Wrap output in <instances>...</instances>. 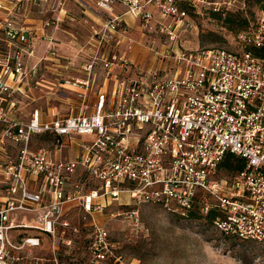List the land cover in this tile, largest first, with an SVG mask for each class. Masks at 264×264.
Here are the masks:
<instances>
[{
  "label": "built area",
  "instance_id": "2783aa9c",
  "mask_svg": "<svg viewBox=\"0 0 264 264\" xmlns=\"http://www.w3.org/2000/svg\"><path fill=\"white\" fill-rule=\"evenodd\" d=\"M180 1L195 9L200 2L99 0L96 15L107 17L82 50L88 51L83 77L57 75L64 91L48 90L45 108L23 117L18 98L32 101L27 89L38 76V64H32L38 42L47 44L53 64L72 58L57 48L59 17L44 20L41 29L30 27L13 17L24 0H0V264L21 261L15 251L45 242L50 259L32 264H60L61 246L72 248L90 227L95 239L89 264L118 260L108 230L96 221L116 205L153 204L179 219L215 210L213 230L225 239L264 243V13L255 28L238 35L235 49L177 52L180 30L192 27ZM57 5L62 12L65 0ZM116 5L140 20L152 46L165 38L161 51L147 47L175 68L145 69L127 58L136 41L126 34ZM124 39L121 54L116 49ZM36 88L45 89L40 82ZM42 136L50 143L34 147ZM9 142L19 146L15 157ZM75 144L78 154L65 159ZM228 153L246 164L221 176ZM122 196L128 202L121 203ZM74 206L77 224L69 217ZM139 212L110 215L137 227ZM28 215V223L18 221Z\"/></svg>",
  "mask_w": 264,
  "mask_h": 264
},
{
  "label": "rangeland",
  "instance_id": "374dc122",
  "mask_svg": "<svg viewBox=\"0 0 264 264\" xmlns=\"http://www.w3.org/2000/svg\"><path fill=\"white\" fill-rule=\"evenodd\" d=\"M197 9H191L189 2L180 1L179 6L187 12L188 22L191 28L183 27L180 30L178 45L193 52V50L209 49H235L236 38L240 32L255 28L263 10L249 0H200ZM219 3L220 11H214L210 3ZM229 4V5H227ZM217 7V6H216ZM218 8V7H217ZM232 19L227 23L226 19ZM76 22V21H75ZM247 22V24H246ZM64 26L67 33L59 34L57 48L59 53L67 58L74 59L76 76L84 75V65L88 60L87 54H80V45H83L93 36L80 25ZM77 24V25H76ZM160 39V41H159ZM156 45L152 46L150 38L146 39L145 46H152L155 51H161L165 38H159ZM173 47V46H172ZM179 47V46H178ZM88 52V51H86ZM85 52V53H86ZM68 62L67 60H62ZM63 63V62H62ZM151 63L153 64L151 66ZM145 69H172L175 63L169 60L162 61L159 56L149 50L147 58L142 65ZM49 76L52 74L49 73ZM47 83L56 91L52 81L45 75ZM45 101L36 102L35 108H45ZM42 105V106H41ZM51 139L42 136L34 140V147L46 146ZM221 176L230 175L221 170ZM127 196H122L121 203L128 202ZM111 207L104 214L96 215V221L109 232V241L113 243V252L116 259H107L105 264H264V243L253 241H239L225 239L219 232L207 226L204 221L196 224L182 221L171 213H167L161 206L143 204L141 206ZM130 208H138L139 226H134L131 221L122 217L112 218L111 212L126 211ZM31 216H21L20 222L28 223ZM79 215L73 218L78 223ZM81 237L72 248L61 246L64 254L60 258V264H89L92 258L90 248L94 242V233L90 228H84L79 234ZM16 235L14 233L13 238ZM50 243L45 242L39 249L26 248L15 251V255L24 257L14 264H32L34 258L50 259ZM41 263V262H40ZM49 264V262H47Z\"/></svg>",
  "mask_w": 264,
  "mask_h": 264
},
{
  "label": "crops",
  "instance_id": "0c3cea01",
  "mask_svg": "<svg viewBox=\"0 0 264 264\" xmlns=\"http://www.w3.org/2000/svg\"><path fill=\"white\" fill-rule=\"evenodd\" d=\"M99 0H65V9L60 12V10L57 8L58 0H24L23 3H21L20 10H18L13 17L18 20L19 22L30 26L34 28H42V25L44 24V20L53 19L55 17H59L62 20V23L60 24V29L55 32V36L58 42L59 34L67 33L64 31V26H75V23L81 26V28L86 30L90 33L92 36L93 33L99 32L101 26L104 24L107 15L103 14V17H98L96 15V12L98 11L97 8V2ZM200 1V0H197ZM201 1L199 2V4ZM198 4V6H199ZM147 9L153 12L154 17L158 19L159 21L164 20L162 17H160V14L158 10L154 7V5H148ZM126 9L122 5H116L115 6V13L122 15L124 24H125V32L129 36V38H133L136 41V45L134 47V50L131 52V54H127V58L134 62L135 64H141L144 65V62L147 58V55L149 53V48L145 46V41L148 38H151L150 36H145L141 32V23L138 18H135L133 15H127L125 14ZM76 21V22H75ZM169 21V20H167ZM76 24V25H77ZM153 40V39H152ZM88 42V41H87ZM85 43L84 46L80 45V54H87L82 50L87 49L88 43ZM126 46V39L122 40L118 46L117 49L121 54L124 53ZM47 44L44 42H38V44L35 47L36 57L32 60V64H38V76L35 80V82L30 81L27 93L31 97V100L27 99H19V107L18 111L25 116H30V113L32 109L35 108L36 102H40L41 100H44L43 98L46 97L47 91L51 90L53 91V88H50V86L45 83V75L49 77V79L52 81V84L54 87L56 84H58L59 89L61 88L58 83V77L57 75H63V76H76L74 74L75 68L72 67L74 64V59L68 62L62 61L61 64H53L50 60L46 59L47 57ZM66 60V59H65ZM153 64L151 63V66ZM51 73L52 75L49 76L48 74ZM76 77H83L82 76H76ZM37 82L42 83V86L45 88L44 91L38 90L36 88ZM49 87V88H48ZM60 92V91H59ZM35 100V103L33 102ZM42 106V105H41ZM1 137V132H0ZM9 154L13 157L18 153L19 146L16 145L13 142H9L7 144ZM42 147V146H41ZM39 147V148H41ZM79 146L78 144H75L72 146V149L69 152H65L64 158L67 160H73L78 154ZM3 193H1L0 188V197ZM79 215L78 208L75 206L69 213V217L73 219Z\"/></svg>",
  "mask_w": 264,
  "mask_h": 264
},
{
  "label": "trees",
  "instance_id": "16d2710c",
  "mask_svg": "<svg viewBox=\"0 0 264 264\" xmlns=\"http://www.w3.org/2000/svg\"><path fill=\"white\" fill-rule=\"evenodd\" d=\"M253 4H256L258 7H260L261 10H263L262 13H264V0H249ZM191 9H195L193 5H190ZM227 23H230L232 19H226ZM247 24V22H246ZM247 31V30H246ZM244 32V31H243ZM241 33V32H240ZM240 35V34H238ZM237 35V37H238ZM257 55H261V52L258 51ZM246 164L245 159L239 158L236 155L232 153H228L227 156L225 157L224 161L220 164L219 169L225 171L227 174H235L237 172H240L244 169V166ZM216 215V211H211L209 214L205 215L200 213V211L196 210L193 212H190L187 217L181 219L182 221L184 220L185 222H189L191 224H196L199 223L200 221H204L205 224L213 229V222H214V217ZM227 240V239H226Z\"/></svg>",
  "mask_w": 264,
  "mask_h": 264
}]
</instances>
